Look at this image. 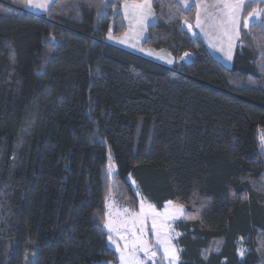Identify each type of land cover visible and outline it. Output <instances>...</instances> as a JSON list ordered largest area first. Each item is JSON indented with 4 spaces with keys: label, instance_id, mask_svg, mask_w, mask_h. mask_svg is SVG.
<instances>
[{
    "label": "trees",
    "instance_id": "obj_1",
    "mask_svg": "<svg viewBox=\"0 0 264 264\" xmlns=\"http://www.w3.org/2000/svg\"><path fill=\"white\" fill-rule=\"evenodd\" d=\"M125 1L142 0L41 15L0 0V264H116L107 200L137 209L128 175L159 208H185L180 264H264V1L245 4L230 68L186 33L195 10L178 0H152L143 46L186 64L107 44Z\"/></svg>",
    "mask_w": 264,
    "mask_h": 264
},
{
    "label": "rangeland",
    "instance_id": "obj_2",
    "mask_svg": "<svg viewBox=\"0 0 264 264\" xmlns=\"http://www.w3.org/2000/svg\"><path fill=\"white\" fill-rule=\"evenodd\" d=\"M54 0H34V4L37 3H46L47 7H37V6H28L25 4V10L34 15L45 14L49 5ZM181 6L184 9H189L191 7L195 10L194 21L185 20L183 28L191 38L200 37L210 53L219 59L226 67L230 68L233 63V58L238 49L241 48L240 43V23L241 16L239 17L238 31L239 36H232L231 41L225 35L223 31L215 26L216 20V9L213 5L217 4L219 0H178ZM264 0H245L247 2H262ZM143 0L141 5L144 4ZM150 9L147 7L142 9H134L132 6L139 4L137 2L125 1L121 7V13L123 14L125 23H126V32L123 35H114L113 34V25L110 26L108 34L106 36V43L113 45L119 49L129 51L141 57H144L149 60L157 61L158 63L167 66L170 64L169 61L173 58L171 54L166 50H155L151 48H145L143 43L147 37L146 27L151 26L155 21L154 19V10L152 12V0H149ZM201 5V6H198ZM259 9L254 10L249 17L246 19L245 24L247 27L258 22L260 20V14L253 18V13L259 12ZM197 13H199L200 26H197ZM260 13V12H259ZM154 14V15H153ZM231 44V59L225 55V52ZM223 49V50H222ZM188 55L181 57L176 63L181 62L186 64L189 60ZM175 61V60H174ZM185 61H187L185 63ZM180 63V64H181ZM172 68V67H171ZM115 169L113 166L109 168V174L113 176L115 174ZM127 181L131 184L132 190L137 197L138 206L137 209H132L127 203H123L115 195H110L107 200L108 204V218L105 224V229L108 233L107 245L113 249L116 253L118 262L116 264H122L120 260L121 252L123 251L127 256L129 253H132L133 247L131 242L136 238L140 237L143 240H146L149 245V251L145 253L142 248L139 251L135 252L136 259L140 264H180L181 262V246L179 239L183 236L182 233L177 229L179 222L185 218V208L182 207V214L177 213L173 210V205H168L165 202L161 208L155 204L149 202L147 198L141 192L139 185L134 181L132 175L127 176ZM141 203L144 204V224H140V216L134 215L141 213ZM149 205L154 206V209H149ZM169 208V212L164 214L165 207ZM127 210V211H126ZM160 213V216H154L153 213ZM153 219H155L157 228L152 227ZM111 222L113 229H118L120 236H124L125 239H120L117 236L116 231L109 229L107 226ZM135 225V226H133ZM161 225L166 226L165 228L160 227ZM159 232L161 238L165 235L169 237V248L175 251V258L166 253L165 247L157 241V233ZM135 233V236L133 235ZM112 236V239L116 243H112L109 240V236ZM129 244L128 248H125V243ZM246 240L240 238L238 241V253L241 259H243L248 252L245 248ZM137 247H140L137 245ZM154 253V255H152ZM242 253V254H241ZM96 264H114L110 261H101Z\"/></svg>",
    "mask_w": 264,
    "mask_h": 264
},
{
    "label": "snow or ice",
    "instance_id": "obj_3",
    "mask_svg": "<svg viewBox=\"0 0 264 264\" xmlns=\"http://www.w3.org/2000/svg\"><path fill=\"white\" fill-rule=\"evenodd\" d=\"M26 3L28 6H37V7H42V8L47 7L46 3L34 4V0H26ZM198 6H201V5H198ZM132 7L134 9H142L145 7L150 9L151 6L149 3V0H145L144 4H142V5L136 4V5H133ZM213 7L216 9L215 26L223 31V35L227 36L229 38V41H231L233 35L239 36V31H238V25L240 22L239 17H240L241 12L245 8V0H219V2L217 4L213 5ZM259 14H260L259 12L253 13V18ZM200 23L201 22L199 19V13H197V20H196L197 26H200ZM245 27H247V24H245ZM185 55H187V53H185ZM225 55L228 57V59H231V56H232L231 44H229V48L225 52ZM169 62H171V61H169ZM167 204L172 205V201H168ZM148 207H149V209H154V206H152V205H149ZM173 210L177 213H180V214H182V211H183L182 206H174V205H173ZM168 212H169V208L166 206L164 214H167ZM153 214H154V216L162 215L160 213H155V212ZM134 215L141 217L140 224L142 226L144 224V219H143L144 204L143 203H141V213L134 214ZM107 226L109 227V229L116 231V234H117V236L120 237V239H125L124 236H120V232L118 229L112 228L111 222H109V224ZM133 226H135V225H133ZM152 227L154 229L157 228V224H156L155 219H153ZM160 227L165 228L166 226L161 225ZM133 235L135 236V233H133ZM109 240L112 241V243H116V241H114L112 239L111 235L109 236ZM157 241L165 247L166 253H168L173 258H175V251L171 250L169 248V237L167 235H165L163 238H161V236L158 232L157 233ZM131 244H132V247L134 250L132 253H129L126 256L123 251L121 252L120 260H121L122 264H140V262L135 257V252L139 251L141 248L145 253H147L149 251V245H148L147 241L141 239L140 237H136L131 242ZM137 245H139L140 247H137ZM128 247H129V244L126 242L125 248H128ZM152 255H154V253H152Z\"/></svg>",
    "mask_w": 264,
    "mask_h": 264
},
{
    "label": "crops",
    "instance_id": "obj_4",
    "mask_svg": "<svg viewBox=\"0 0 264 264\" xmlns=\"http://www.w3.org/2000/svg\"><path fill=\"white\" fill-rule=\"evenodd\" d=\"M143 2V0L141 1V2H137V3H142ZM152 12H153V8H152ZM154 15V14H153ZM155 16V15H154ZM154 19H155V17H154ZM155 21V20H154ZM149 26L147 25V27H146V30H147V28H148ZM144 58V57H143ZM146 59V58H145ZM149 60V59H148ZM150 61H153V62H155V63H158L157 61H154V60H150ZM158 64H160V63H158ZM176 64V61H174V59L172 58L171 59V62H170V64H168L167 66H165V65H163L164 67H166V68H171V67H173L174 65ZM160 65H162V64H160Z\"/></svg>",
    "mask_w": 264,
    "mask_h": 264
},
{
    "label": "built area",
    "instance_id": "obj_5",
    "mask_svg": "<svg viewBox=\"0 0 264 264\" xmlns=\"http://www.w3.org/2000/svg\"><path fill=\"white\" fill-rule=\"evenodd\" d=\"M187 61H185V63H186Z\"/></svg>",
    "mask_w": 264,
    "mask_h": 264
},
{
    "label": "water",
    "instance_id": "obj_6",
    "mask_svg": "<svg viewBox=\"0 0 264 264\" xmlns=\"http://www.w3.org/2000/svg\"><path fill=\"white\" fill-rule=\"evenodd\" d=\"M155 256V255H154Z\"/></svg>",
    "mask_w": 264,
    "mask_h": 264
}]
</instances>
